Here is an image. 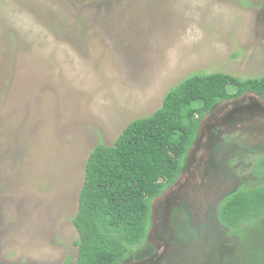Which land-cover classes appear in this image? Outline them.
Wrapping results in <instances>:
<instances>
[{
    "label": "rangeland",
    "instance_id": "obj_1",
    "mask_svg": "<svg viewBox=\"0 0 264 264\" xmlns=\"http://www.w3.org/2000/svg\"><path fill=\"white\" fill-rule=\"evenodd\" d=\"M216 71L264 76V0H0V264H76L92 149Z\"/></svg>",
    "mask_w": 264,
    "mask_h": 264
},
{
    "label": "trees",
    "instance_id": "obj_2",
    "mask_svg": "<svg viewBox=\"0 0 264 264\" xmlns=\"http://www.w3.org/2000/svg\"><path fill=\"white\" fill-rule=\"evenodd\" d=\"M245 93L264 98V76L191 74L156 111L129 122L112 144L92 149L73 217L76 264H120L148 244L153 201L180 176L200 122L214 106ZM251 169L258 180L243 182L218 208L240 242L264 228V153Z\"/></svg>",
    "mask_w": 264,
    "mask_h": 264
},
{
    "label": "water",
    "instance_id": "obj_3",
    "mask_svg": "<svg viewBox=\"0 0 264 264\" xmlns=\"http://www.w3.org/2000/svg\"><path fill=\"white\" fill-rule=\"evenodd\" d=\"M234 147L264 151V102L254 93L214 106L200 122L183 166L184 171L187 168L185 179L175 185L177 179L172 185L175 187L171 186L162 196L166 199L164 221L169 231L163 253L148 259L125 260L122 264L171 263L182 255L189 256L190 262L194 255H202L203 250L213 244L223 229L219 205L236 192L241 183L227 164ZM155 200L152 224L157 211ZM150 228L147 237L157 244L158 237L152 234L153 225Z\"/></svg>",
    "mask_w": 264,
    "mask_h": 264
},
{
    "label": "flooded vegetation",
    "instance_id": "obj_4",
    "mask_svg": "<svg viewBox=\"0 0 264 264\" xmlns=\"http://www.w3.org/2000/svg\"><path fill=\"white\" fill-rule=\"evenodd\" d=\"M257 97L264 102V98L260 97L259 95H257ZM262 153H264V151L253 150V149H240V148L238 149L236 147L230 150L231 155L229 156L230 158L228 159L227 164L228 166H230L233 172L236 173V175H238V177L241 179L240 185L245 181L258 180L259 177L257 178L254 175L252 169L250 171L248 170V168L251 167V165L254 163L253 161L256 160L259 157V155ZM247 160H250V162L248 163ZM186 169L185 171L182 169V172L178 177V181H176L175 185H179V183L185 179V176L183 175L184 172L186 173ZM175 185L172 187L174 188ZM171 186L168 189H166L155 200L157 203V207H156L157 211L153 224L151 220V226L153 225L152 234L153 235L155 234V236L158 237L157 244H154L153 242L149 241L148 237H146V242L148 244L142 247L141 250L136 251V254L126 258L125 260L137 261L141 259H148L150 257L155 256L156 254H162L163 251L165 250L166 247L164 244V239H168L169 231H167L165 228L164 210L166 207V202H165L166 199L163 200L162 196L164 195V193H166L167 191L169 192L172 189ZM221 224L223 226V229L220 232H218V236H216V239L213 241V244L210 245L207 249L203 250L202 255H194L193 260L190 262L188 259L189 256L182 255L179 258H177V260L174 262L167 263L166 261H163L162 264H222V261L225 260L224 258L228 257L229 259H231L230 257L231 256L233 257V255L237 253L236 251L238 247H240V241L237 240L240 237L238 236V234L232 233L230 228L225 226L222 222ZM171 243L174 246L177 245V243L174 241H172ZM241 250L242 249H240V251ZM125 260H123L120 264H122ZM231 261L233 264H237L236 258L235 260H230L229 262Z\"/></svg>",
    "mask_w": 264,
    "mask_h": 264
}]
</instances>
